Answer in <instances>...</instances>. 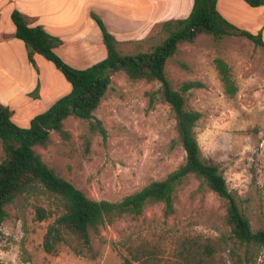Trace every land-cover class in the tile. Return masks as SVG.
I'll return each instance as SVG.
<instances>
[{"label": "rangeland", "instance_id": "1", "mask_svg": "<svg viewBox=\"0 0 264 264\" xmlns=\"http://www.w3.org/2000/svg\"><path fill=\"white\" fill-rule=\"evenodd\" d=\"M47 1L44 0V7ZM66 1L59 0L61 14L67 17L61 19L55 36L68 45L75 43L68 39L78 30L94 29L99 33L89 17L91 11L104 21L123 50L136 45H156L165 38L163 21L146 27L134 21L137 14L132 6L139 5L138 0H121L122 4L113 9L110 4L119 0H70V4ZM160 6L163 5L157 4L153 9ZM4 15L5 12L2 15L5 18ZM179 49L180 53L166 65L167 77L173 89L185 81H200L204 86L185 95L187 106L202 114L195 129L202 156L219 167L251 230L262 229L264 49L244 37L214 39L205 35ZM215 58H222L232 70L238 86L233 98L222 90L214 68ZM177 62H183L187 69ZM27 66L30 77H34L35 70L28 63ZM50 70L56 69L43 59L40 73L44 98L35 108L37 111L45 106V98L49 96L45 94L59 83ZM158 87L143 81L131 83L122 74L114 75L109 91L94 113L102 122L105 140L98 133H90L87 122L68 119L64 127L70 140L66 142L52 134V144L35 151L59 177L96 201L117 202L150 182L165 178L184 162L185 155L178 144L172 145L175 122L159 94L155 106L148 107L147 94ZM7 96L12 97L13 93ZM25 102L17 98L13 103L17 115L26 112ZM85 137L90 138L88 152L84 150ZM2 155L0 144V160ZM175 197L173 217H163L161 204L148 206L137 219L124 216L102 227L98 235H91L90 251L74 238L66 237L67 244L59 246L56 254L45 252L43 243L49 225L59 214L57 200L44 194L19 197L8 207V217L0 227V264H124L125 259L132 264H144L145 258L135 263L130 253L136 249L142 252L144 247L154 253V264H175L179 260L175 253L183 242H199L203 246L217 245L219 240L216 263L231 264L228 250L232 244L228 242L230 232L225 224L224 202L209 191H198L194 177L178 188ZM37 208L49 212L50 217L38 220ZM146 263L153 264L151 260ZM256 264H264V248Z\"/></svg>", "mask_w": 264, "mask_h": 264}, {"label": "trees", "instance_id": "2", "mask_svg": "<svg viewBox=\"0 0 264 264\" xmlns=\"http://www.w3.org/2000/svg\"><path fill=\"white\" fill-rule=\"evenodd\" d=\"M242 1L251 8L264 6V0ZM9 16L14 26L13 38L23 42L27 60L36 74L39 75V69L34 56L38 54L60 72L70 85V90L44 112L34 116L27 128L11 121L13 112L0 103V144L3 151L0 160V227L8 217V207L17 198L44 194L57 200L56 211L59 212L46 231L43 243L45 252L56 254L59 246L67 244L66 237L74 238L90 251L91 235H98L102 227L110 226L124 216L137 219L148 206L161 204L163 217H173L176 213L175 193L188 178L194 177L198 181V191H209L225 204V224L230 232L228 242L232 244L228 250L231 264H256L258 254L264 248V228L251 230L249 220L228 190L219 167L202 156L195 131L202 114L186 104L185 95L204 86L200 81H185L173 89L167 77L166 65L180 53L181 45L193 44L202 35L214 39L244 37L264 49L261 32L254 35L225 20L217 10V0H193L186 17L173 18L162 24L165 38L161 43L148 47L136 45L123 50L118 47L119 42L107 30L102 19L91 12L89 17L100 31L106 56L87 68L76 69L55 52L63 44L60 38L47 33L41 26L29 27L18 10H13ZM213 63L224 94L235 97L238 86L230 66L222 58H215ZM177 65L187 69L183 62H177ZM116 74H122L131 83L143 81L159 85L156 91L147 94L148 107L152 109L155 106L159 94L160 101L169 107L175 122L176 137L172 145L178 144L185 157L184 162L165 178L150 182L120 201H96L59 177L44 163L35 148L47 149L52 144V134L63 141L70 140V133L64 127L68 119L87 122L88 131L102 135L105 140L102 122L94 113ZM38 85L39 80L31 93L34 98L38 96ZM89 149L90 138L85 137L84 150L88 152ZM49 217V212L36 209L38 220ZM219 242L217 245L207 243L203 246H199V242H183L175 253L179 259L175 264H217L215 257ZM223 244L226 246L225 240ZM130 253L135 263L143 258L144 264L150 260L155 262L154 253L148 248ZM132 263L124 260V264Z\"/></svg>", "mask_w": 264, "mask_h": 264}, {"label": "crops", "instance_id": "3", "mask_svg": "<svg viewBox=\"0 0 264 264\" xmlns=\"http://www.w3.org/2000/svg\"><path fill=\"white\" fill-rule=\"evenodd\" d=\"M138 1L141 5L132 6L137 14L133 18L142 27H146L145 25L150 26L156 21L165 22L173 18H184L190 13L193 5V0ZM66 2L70 4L71 1L67 0ZM120 4H122L121 0L110 4L112 5L111 9L114 6L115 8L118 7ZM157 4L158 6L160 4L163 6H160L158 10L153 9ZM55 7H57L55 10L51 9ZM13 10H18L22 13L29 27L41 26L47 33L53 36L58 35L55 33H59V31H56V27L61 24V19L65 18L64 15L67 17V14H61L59 0H48L45 7L44 0H0V103L7 106L13 112L11 121L19 127L27 128L34 116L44 112L53 102L67 94L70 90V85L59 71L50 70L51 72L54 71L53 73L58 78L59 83L45 94V96H49L45 98L44 108L40 111L35 109L40 102L42 103V99L44 98L42 76L40 73V65L43 63L44 58L38 54L34 56L39 69V75H37L27 60L23 42L13 38L14 26L9 16ZM217 10L225 20L239 29H244L254 35L261 32L264 42V6L251 8L242 0H217ZM4 12L6 13L4 15L5 18L2 16ZM182 13H186V15L180 16ZM99 33L97 34L94 29L92 31L89 29L78 30V32L68 39L75 43L69 44V46L66 43L67 41L63 39V44L55 49V52L70 66L76 69L87 68L101 61L106 56L105 47L102 43L101 34L99 37ZM114 37L117 38L116 36ZM66 48L69 51H64ZM27 63L33 69L34 77H30L32 74H30V70H27ZM38 80V96L34 98L31 96V93L35 89ZM10 93H13L12 97L7 96ZM17 98H22L26 101L25 105L27 106L26 112H22L20 115L16 114L13 106ZM46 100H49V102L46 103Z\"/></svg>", "mask_w": 264, "mask_h": 264}]
</instances>
